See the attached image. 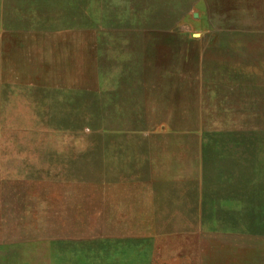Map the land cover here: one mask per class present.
<instances>
[{"label":"rangeland","instance_id":"obj_1","mask_svg":"<svg viewBox=\"0 0 264 264\" xmlns=\"http://www.w3.org/2000/svg\"><path fill=\"white\" fill-rule=\"evenodd\" d=\"M116 128L199 143L218 224L119 236ZM0 264H264V0H0Z\"/></svg>","mask_w":264,"mask_h":264},{"label":"crops","instance_id":"obj_2","mask_svg":"<svg viewBox=\"0 0 264 264\" xmlns=\"http://www.w3.org/2000/svg\"><path fill=\"white\" fill-rule=\"evenodd\" d=\"M35 100L38 99L18 93L7 99L10 107L21 105L18 102L30 101L32 103L28 104L34 107ZM48 100L51 101V98ZM151 101L148 98H121L116 101V110L133 111L127 115H151L152 113L147 112L149 108L152 109ZM145 131L116 128V226H126L125 229L128 230L119 236L126 237L130 242L146 243L158 236L152 230L148 233L141 232L147 224H218V212L229 198H235L226 196L223 192L220 196H209L200 144L181 147L174 154L175 158L181 160H195L194 165L175 167L176 172H171L172 174L162 173L163 166L158 173L154 172L153 142L143 139L154 134L152 130ZM133 137H138L139 140H134ZM160 144L155 153L157 161L170 157L166 145Z\"/></svg>","mask_w":264,"mask_h":264}]
</instances>
